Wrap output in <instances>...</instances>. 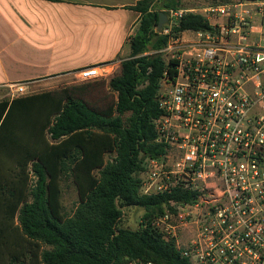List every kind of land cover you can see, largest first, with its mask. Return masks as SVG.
<instances>
[{"label": "trees", "instance_id": "1", "mask_svg": "<svg viewBox=\"0 0 264 264\" xmlns=\"http://www.w3.org/2000/svg\"><path fill=\"white\" fill-rule=\"evenodd\" d=\"M181 5V0H140L131 6L141 16L130 55L118 74L100 79L117 99L90 96L100 105L114 99V106L94 107L66 90L0 100V264H128L133 258L193 264L155 221L195 203L201 192L174 186L145 193L141 176L149 158L167 152L154 128L167 68L161 49L168 35L155 30L159 10ZM208 28L203 14L191 12L177 29ZM67 175L79 193L71 215L61 201ZM123 206L144 210L140 228L121 225Z\"/></svg>", "mask_w": 264, "mask_h": 264}, {"label": "built area", "instance_id": "2", "mask_svg": "<svg viewBox=\"0 0 264 264\" xmlns=\"http://www.w3.org/2000/svg\"><path fill=\"white\" fill-rule=\"evenodd\" d=\"M160 11L167 21L155 30L168 35L161 49L167 68L154 128L167 152L147 160L143 191L184 186L201 194L157 218L164 226L155 223L169 239L175 226L168 221L179 209L204 203L197 238L188 248L176 241L183 254L193 264H264V0ZM191 12L203 14L210 28L178 30ZM108 67L80 68L77 80L107 79ZM7 86L17 96L30 93L26 82ZM161 174L165 183L154 187ZM128 264L164 263L133 258Z\"/></svg>", "mask_w": 264, "mask_h": 264}, {"label": "crops", "instance_id": "3", "mask_svg": "<svg viewBox=\"0 0 264 264\" xmlns=\"http://www.w3.org/2000/svg\"><path fill=\"white\" fill-rule=\"evenodd\" d=\"M138 1L0 0V93L7 83L26 82L29 89L45 87L37 92L64 95L66 90L87 100L95 92L99 99L108 94L117 99L108 81L80 82L76 71L108 65L111 74L104 80L120 72L141 16L131 8ZM221 3L181 0V7Z\"/></svg>", "mask_w": 264, "mask_h": 264}, {"label": "rangeland", "instance_id": "4", "mask_svg": "<svg viewBox=\"0 0 264 264\" xmlns=\"http://www.w3.org/2000/svg\"><path fill=\"white\" fill-rule=\"evenodd\" d=\"M214 2H218V0H213ZM236 0H223V2H232ZM126 51H129V47H126ZM45 89V87L37 86L33 87L30 90V93H34L40 90ZM2 95H0V100L3 99H11L17 96V94H12L9 88L1 89ZM0 93V94H1ZM99 99H89V102L94 107H102V108H108L111 106H114L115 102L114 99H107L105 104H101L98 102ZM112 155H107V159L111 158ZM8 160L9 158H6L4 160ZM66 179L63 181V196H62V202L64 206V212L67 215H71L77 206L79 202V193L77 190V186L73 180V177L70 175H67ZM142 178L146 181L150 180L147 173L141 174ZM164 174H161V177L157 179L155 182L154 187H157L158 184H164L165 179L163 178ZM29 182L30 185L34 182L33 175L29 176ZM192 186V184H191ZM158 189V188H155ZM204 192H206L204 190ZM123 215L121 218V225L125 227H129L131 229H138L141 226L142 222V214L144 210L137 206H123ZM204 211H205V205L202 203L198 209L192 208V206H184V208H180L179 212L181 214H177L173 216L168 222L175 226L172 228V233H175L174 236H169V238L174 237L176 241L179 243L181 248H188L192 240L196 239L199 234L200 224L202 219L204 218ZM157 223L159 225L164 226V224H161L159 220H157ZM192 257V255H191ZM9 262H7L8 264ZM10 264H28L27 260L25 261H15L10 262Z\"/></svg>", "mask_w": 264, "mask_h": 264}, {"label": "water", "instance_id": "5", "mask_svg": "<svg viewBox=\"0 0 264 264\" xmlns=\"http://www.w3.org/2000/svg\"><path fill=\"white\" fill-rule=\"evenodd\" d=\"M167 21V14L164 11L159 12V22H158V28H162V26L166 23Z\"/></svg>", "mask_w": 264, "mask_h": 264}]
</instances>
